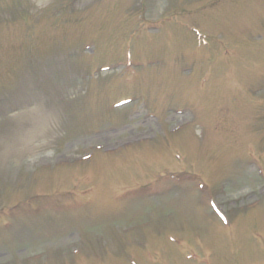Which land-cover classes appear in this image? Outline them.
<instances>
[{"label":"rangeland","instance_id":"rangeland-1","mask_svg":"<svg viewBox=\"0 0 264 264\" xmlns=\"http://www.w3.org/2000/svg\"><path fill=\"white\" fill-rule=\"evenodd\" d=\"M71 1L0 0V264H264V0Z\"/></svg>","mask_w":264,"mask_h":264},{"label":"bare ground","instance_id":"bare-ground-1","mask_svg":"<svg viewBox=\"0 0 264 264\" xmlns=\"http://www.w3.org/2000/svg\"><path fill=\"white\" fill-rule=\"evenodd\" d=\"M36 130L34 129H31L29 130L28 132H26V134L24 136H26L27 138L30 136V137H36V134H35ZM21 135V134H20ZM19 136H16L15 138L18 139ZM12 139V138H11ZM15 140L13 139V142ZM38 148V146L35 148V147H32L30 151H33L35 152V150Z\"/></svg>","mask_w":264,"mask_h":264}]
</instances>
